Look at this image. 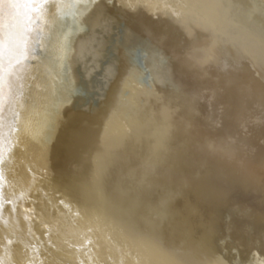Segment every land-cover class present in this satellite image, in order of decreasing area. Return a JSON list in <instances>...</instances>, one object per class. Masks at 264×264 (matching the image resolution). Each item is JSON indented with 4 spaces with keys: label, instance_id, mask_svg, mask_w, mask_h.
Masks as SVG:
<instances>
[{
    "label": "bare ground",
    "instance_id": "bare-ground-1",
    "mask_svg": "<svg viewBox=\"0 0 264 264\" xmlns=\"http://www.w3.org/2000/svg\"><path fill=\"white\" fill-rule=\"evenodd\" d=\"M252 17L264 0H5L0 264H264ZM216 197L259 211L213 262Z\"/></svg>",
    "mask_w": 264,
    "mask_h": 264
},
{
    "label": "rangeland",
    "instance_id": "rangeland-1",
    "mask_svg": "<svg viewBox=\"0 0 264 264\" xmlns=\"http://www.w3.org/2000/svg\"><path fill=\"white\" fill-rule=\"evenodd\" d=\"M248 24L250 25L249 26L250 30L258 40V50L256 51V60L252 64V67L254 68V71L257 74L256 76L257 89L264 94V17L261 18L252 17L250 21L248 20ZM79 93L81 92L79 91ZM96 95H97L96 91H90V90L84 91L78 97L77 105L80 104L82 105V103L85 101L84 99L88 97L95 99ZM232 201L233 200L230 197L227 198L216 197L210 199V201L206 203L204 214L201 216V220L203 222L202 234L206 242L205 243L206 249L209 251L208 254L209 255L211 254L210 255L211 258L214 259L213 262L215 261L218 262V260H222V259L225 260L224 256L226 254L228 256L229 255L232 256L233 254L237 253L238 250L246 248L250 243L251 244L256 243V239H257L256 225L258 221L257 211L259 210H257L258 208H256L255 210V208L249 206V205H255L256 202L249 201L248 206L245 205L243 207L245 209H248L247 213H243L242 210L239 215L233 217V213L236 211V209L233 210L231 208ZM226 210H230V216H228V220L224 218V214H226ZM214 220H216L218 224H214ZM254 222H256V224H254ZM244 228H248V232H244ZM209 247L210 250L208 249ZM215 250L217 252H214ZM219 256L221 257L219 258Z\"/></svg>",
    "mask_w": 264,
    "mask_h": 264
},
{
    "label": "snow or ice",
    "instance_id": "snow-or-ice-1",
    "mask_svg": "<svg viewBox=\"0 0 264 264\" xmlns=\"http://www.w3.org/2000/svg\"><path fill=\"white\" fill-rule=\"evenodd\" d=\"M36 2H38V0H8V6L12 9L17 8V6L21 3H24L25 5L27 4H35ZM5 3V0H0V5H3ZM131 6L129 5V8ZM3 24H2V20H0V28H2ZM26 55V47L24 50V53ZM3 48L2 45H0V115H2V110H3V88H4V81H5V71H4V67H3ZM79 91L81 93H83L84 91H86V86L82 87L81 89H79Z\"/></svg>",
    "mask_w": 264,
    "mask_h": 264
}]
</instances>
